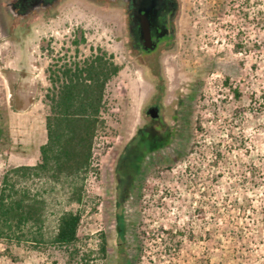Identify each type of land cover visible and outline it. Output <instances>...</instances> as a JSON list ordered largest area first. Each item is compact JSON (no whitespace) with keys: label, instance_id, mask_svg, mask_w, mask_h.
Segmentation results:
<instances>
[{"label":"rangeland","instance_id":"rangeland-1","mask_svg":"<svg viewBox=\"0 0 264 264\" xmlns=\"http://www.w3.org/2000/svg\"><path fill=\"white\" fill-rule=\"evenodd\" d=\"M6 1L0 180L39 161L58 59L99 47L120 66L89 170L43 187L47 232L61 212H78L88 264H264V0H176V34L150 54L131 47L124 12L109 2L63 0L16 19ZM76 188L80 203L70 200ZM0 264L68 263L55 247L0 243Z\"/></svg>","mask_w":264,"mask_h":264},{"label":"trees","instance_id":"trees-1","mask_svg":"<svg viewBox=\"0 0 264 264\" xmlns=\"http://www.w3.org/2000/svg\"><path fill=\"white\" fill-rule=\"evenodd\" d=\"M4 9L9 17L16 19L43 10L37 8L17 14L18 9L14 12L11 8ZM76 36L71 43L78 52L86 40L81 31ZM59 61L62 60L58 59L49 70L50 88L45 94L47 139L39 148V161L34 166L9 168L0 180V243L8 247L13 244L36 249L55 247L66 254L68 264L74 260H78L77 264H88L93 253L81 252L78 247L81 217L78 212H61L54 230L47 232L43 187L47 183L53 185L63 179L79 178L89 170L96 135L105 126L102 114L107 86L118 75L120 66L111 54L99 47L90 48V55L81 61L61 64ZM260 98L264 103V94ZM81 191L76 188L70 200L80 203ZM96 254L106 255L104 237L99 238ZM127 262L131 264V260Z\"/></svg>","mask_w":264,"mask_h":264},{"label":"flooded vegetation","instance_id":"flooded-vegetation-1","mask_svg":"<svg viewBox=\"0 0 264 264\" xmlns=\"http://www.w3.org/2000/svg\"><path fill=\"white\" fill-rule=\"evenodd\" d=\"M63 0H7L4 7L21 12H30L37 8L52 9ZM92 2L107 3L106 0H91ZM116 8L123 10L125 15V30L131 47L140 53H153L161 44L171 40L176 32L174 20L177 11L176 0H160L157 8L148 13L139 10V0H110ZM153 49L149 52L146 48ZM157 120V119H155Z\"/></svg>","mask_w":264,"mask_h":264},{"label":"water","instance_id":"water-1","mask_svg":"<svg viewBox=\"0 0 264 264\" xmlns=\"http://www.w3.org/2000/svg\"><path fill=\"white\" fill-rule=\"evenodd\" d=\"M160 0H139V10L143 11L145 14L148 13L152 8H157ZM153 49L146 48L145 51L149 52ZM147 114L151 117V119L155 120L159 117V108L151 107L147 110Z\"/></svg>","mask_w":264,"mask_h":264}]
</instances>
